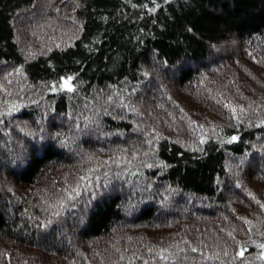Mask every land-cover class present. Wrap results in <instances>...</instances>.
I'll use <instances>...</instances> for the list:
<instances>
[{
  "label": "trees",
  "instance_id": "obj_1",
  "mask_svg": "<svg viewBox=\"0 0 264 264\" xmlns=\"http://www.w3.org/2000/svg\"><path fill=\"white\" fill-rule=\"evenodd\" d=\"M0 264H264V0H0Z\"/></svg>",
  "mask_w": 264,
  "mask_h": 264
},
{
  "label": "rangeland",
  "instance_id": "obj_2",
  "mask_svg": "<svg viewBox=\"0 0 264 264\" xmlns=\"http://www.w3.org/2000/svg\"><path fill=\"white\" fill-rule=\"evenodd\" d=\"M234 44V43H233ZM231 47H233V46H231ZM233 139L235 140V137H233Z\"/></svg>",
  "mask_w": 264,
  "mask_h": 264
}]
</instances>
